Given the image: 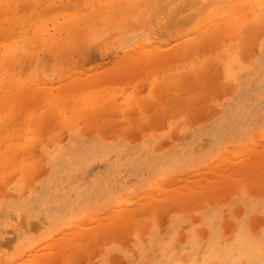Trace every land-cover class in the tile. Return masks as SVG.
I'll list each match as a JSON object with an SVG mask.
<instances>
[{
	"label": "rangeland",
	"instance_id": "1",
	"mask_svg": "<svg viewBox=\"0 0 264 264\" xmlns=\"http://www.w3.org/2000/svg\"><path fill=\"white\" fill-rule=\"evenodd\" d=\"M1 242L264 264V0H0Z\"/></svg>",
	"mask_w": 264,
	"mask_h": 264
},
{
	"label": "bare ground",
	"instance_id": "2",
	"mask_svg": "<svg viewBox=\"0 0 264 264\" xmlns=\"http://www.w3.org/2000/svg\"><path fill=\"white\" fill-rule=\"evenodd\" d=\"M174 1H175V0H174ZM211 1H212V0H211ZM12 4H13V3H12ZM10 7H11V6H10ZM12 7H13V6H12ZM12 7H11V8H12ZM22 7H23V6H22ZM173 8H174V7H173ZM6 14H7V12H6ZM22 27H23V26H22ZM8 29H9V28H8ZM15 30H16V29H15ZM5 32H6V31H5ZM15 32H16V31H15ZM15 32H14V34H15ZM7 33H8V32H7ZM7 33H5V34H7ZM9 34H11V36H12V35H13V32H12V33L10 32ZM9 34H8V35H9ZM3 37H4V36H2V38H3ZM5 37H6V36H5ZM7 37H8V36H7ZM9 37H10V35H9ZM2 40H5V39H2ZM6 64H7V63H6ZM31 230H33L32 227H31ZM30 232H31V231H30ZM17 234H18V233H17ZM5 238H6V237H5ZM4 240H5V239H4ZM10 240H11V238H10ZM10 240H9V241H10ZM7 242H8V241H7ZM2 243H3V242H1L0 244H2ZM7 245H8V244H7ZM3 246H4V245H3ZM49 252H50V251H49ZM33 255H34V254H33Z\"/></svg>",
	"mask_w": 264,
	"mask_h": 264
}]
</instances>
